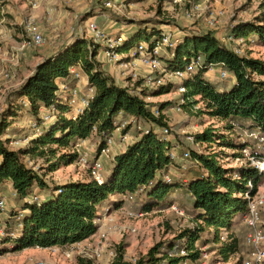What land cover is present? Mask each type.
<instances>
[{
  "label": "trees",
  "instance_id": "16d2710c",
  "mask_svg": "<svg viewBox=\"0 0 264 264\" xmlns=\"http://www.w3.org/2000/svg\"><path fill=\"white\" fill-rule=\"evenodd\" d=\"M167 21H138L117 50L129 52L142 39L154 44L162 35V24ZM232 30L246 42H250L252 35L253 42L264 46V14L257 21L241 22ZM196 31L183 30L176 56L163 58L166 66L175 70L182 68L194 56L203 57L205 67L198 68L180 83L168 82L156 88H143V80H140L137 88L122 86L103 69L98 57L100 46L81 36L37 65L15 92L16 99L0 120V199L6 185L10 184L18 202H21L20 210L13 216L22 214L18 223L22 228L16 237L8 235L13 223L8 220L11 225L7 236L0 241L2 245L12 243L13 246H2L1 249L18 251L75 244L98 231L101 205L112 195L127 197L139 193V211L148 213L154 209L171 208L176 204L173 194L181 189L190 197V202L182 207L192 216V226L182 230L174 240L155 244L136 262L126 259L121 246L111 264H180L185 259L198 260L204 251L199 241L208 232L214 236L208 243L215 245L213 249L224 260L242 250L243 236L239 230L244 226L243 219L249 210L246 193L255 195L264 182V172L251 165L225 167L221 164L220 152L209 148L214 145L226 147L233 150L237 158L245 159L242 150L253 146V142L241 137L243 130L264 132V60L238 54L234 45L225 44L212 32ZM211 63L226 69L229 72L227 79L232 81L228 84L211 79L208 76ZM73 67L83 71L88 77L89 87L94 89L89 106L76 119L70 117L73 110L70 93L61 88L62 85L72 87L78 84V79L71 73ZM174 87L177 90L184 87L185 91L172 109L180 105L181 110L190 116L207 113L223 123V126H206L202 131L191 134L195 144L206 148L183 146V151L189 150L191 154L188 167L170 156L176 144L171 135L163 133L165 128H169L173 134L169 105L146 100L147 97L171 92ZM19 98H24V101L19 102ZM199 103H203L204 108H200ZM50 106L55 108V122L44 121L42 117V109ZM24 111L42 133L35 137L27 136L31 137L28 145L13 148L10 146L11 137L5 136L12 129V120ZM125 119L131 121L122 133L135 127L136 139L114 156L110 175L103 183H99L88 168L89 175L84 179L49 186L45 179L47 174L78 163L80 153L77 149L81 140L89 139L93 133L98 134L99 155L107 138L113 136L118 124ZM35 159L44 161L45 173L31 165V160ZM166 175H170V180ZM36 188L45 190L44 197L38 196ZM109 202L119 207L124 200ZM181 251L185 254L181 255ZM79 264L94 263L79 258Z\"/></svg>",
  "mask_w": 264,
  "mask_h": 264
},
{
  "label": "rangeland",
  "instance_id": "374dc122",
  "mask_svg": "<svg viewBox=\"0 0 264 264\" xmlns=\"http://www.w3.org/2000/svg\"><path fill=\"white\" fill-rule=\"evenodd\" d=\"M107 1L0 0V31L3 34V38L0 41V58H2L0 61H6L12 65V67H7L8 64L4 66L0 62V72L2 71V75L10 80H12L13 74L15 75L12 82L13 87H9L8 90H0V120H2L3 114L9 107L8 105L6 106L5 101L8 99V97L6 98L8 92L14 91L16 87L28 79L35 71L37 65L47 57L46 55L50 51L58 49L65 43L72 42L75 37L79 36L93 41V37L89 31L83 30L80 32V28L85 27L90 20H94L100 28L112 35H117L120 32L127 35L135 28L138 21L156 19L168 20L161 27L172 29L177 34H183V30L191 29L198 30L196 32L209 31L223 37L239 23L257 21L258 17L264 14V0H116L113 8L106 6L105 3ZM194 3L207 6V8H212L216 11L222 10L224 13L218 17L215 26H209L206 22V9H203L204 11L201 15H187ZM27 18H32L39 30L46 37L47 41L43 45L30 44L27 47L23 46L29 40L24 30ZM42 26L46 29L44 30ZM56 32H60L58 36L55 35ZM222 37L221 39H223ZM253 38L252 35L249 37L250 42L229 43L224 40L221 41L225 42V44H232L234 47L242 48L243 54L264 60V46L253 42ZM142 41L147 40L142 39ZM97 45L100 46L99 58L102 60V45ZM109 63L116 66L117 74L119 75H112L114 79H118L119 84H126L124 86H129L130 88H137V82L140 80H143L141 87H148L145 80H147L150 73L152 76H163V82L165 83L182 82L170 75H163L161 70L153 69L139 59L135 61L130 71L126 73L127 75L130 74L129 77L122 73L124 67L120 63ZM101 65L104 67V62L101 61ZM13 67H17L18 69L15 71ZM80 71L84 74L82 70ZM84 76L86 75L84 74ZM208 76H211V79L219 83L229 84L232 81L231 79L220 81L215 71L209 73ZM87 80L88 77H85L81 82H78L82 90V96L88 95V93L94 94V89L91 90L89 85H86ZM15 84L17 85L15 86ZM1 88L4 87L2 86ZM181 97L182 91L174 87L171 92L147 97L146 100L169 105V123L173 132L171 137L175 141V144L177 142L180 143L176 146V151L179 154L185 151L182 149L183 146L185 148H200L204 150L206 146H199L191 142L187 137L202 131L206 126H223V123L218 122L217 119H213L207 113H201L199 116L193 117L184 110L177 111L176 109H172V106L177 104L181 100ZM198 106L204 108L203 103H199ZM55 121L56 116L54 115L51 122ZM12 122V129L5 138L11 137L10 146L13 148L28 145L31 137L27 138V136L35 137L39 134H37L33 127L34 120L25 111L17 115ZM239 134L241 135V133ZM136 135L137 130L135 127L130 129L126 134V138H123L124 134L122 131L116 130L113 134L110 152L108 154L97 155L100 141L98 134L93 133L85 145L80 147V152L85 154L90 160H98L102 163L101 174L105 178L106 173H110L109 168L114 156L133 143ZM209 149L220 152V157H222L221 164L225 167L235 168L250 165L246 159L237 158L236 153H233V150L226 147L220 148L214 145ZM182 163L188 167L191 161L189 159L183 160ZM31 165L39 169L41 173L46 172L44 169L46 165L42 159L31 160ZM173 173H175L174 170ZM177 174L179 175V173ZM88 175L89 171L86 166L74 163L47 174L45 179L48 181L49 186L53 187L57 184H62L64 181L84 179ZM35 190L39 197H44V189L36 188ZM181 193L180 191L175 192L178 197H182ZM257 193L260 197L264 196V182L258 187ZM2 198H4V207L1 209L2 213L0 214V240L2 237L7 236V230L11 225L8 220H12L13 222L10 226L12 227L10 231L14 230L15 227L21 228L20 224H18L20 219L13 216L16 211L20 210L21 202H18L17 196L10 185H6ZM137 203V200L135 202L129 200L125 204L126 209L120 210L117 213H111V209H100V215L97 219L99 224L98 231L89 238L68 246L30 247L14 251L12 249H1L2 245L0 241V264H79V258L92 260L94 264H111L115 259H112L114 254L116 257V251L121 246L125 251L126 259L136 262L139 258L145 256L152 246L159 242L174 240L182 230L193 224V218L185 208H183L185 212H177L171 207L154 209L142 214L138 212V206H135L138 205ZM262 219L264 221V206L262 208ZM245 231V227L242 226L239 234L244 236ZM9 237L11 236L9 235ZM213 237L212 232L204 233L203 238L199 241V245L208 253L205 258L199 261V264H241L246 257L242 253V250L232 255L228 260H224L218 254V251L213 249L215 245L208 243V240ZM96 251L100 255H94V258H90L89 256L95 254ZM68 253L71 255L68 256Z\"/></svg>",
  "mask_w": 264,
  "mask_h": 264
},
{
  "label": "built area",
  "instance_id": "2783aa9c",
  "mask_svg": "<svg viewBox=\"0 0 264 264\" xmlns=\"http://www.w3.org/2000/svg\"><path fill=\"white\" fill-rule=\"evenodd\" d=\"M106 6L109 8H113L116 4V0H108ZM203 9L207 10V24L209 26H215L216 22L218 21V17L222 15L224 12L222 10H214L212 8H207V6H203L198 3H194L191 10L187 13L188 16L193 15H201L203 14ZM24 30L27 34L28 41L24 43V47L27 45L34 44V45H43L47 39L44 34L39 30L38 26L36 25L35 21L32 18H27L24 24ZM83 30L89 31L93 37L94 44H101V55L103 59L109 62H117L120 63L121 66L124 67L123 74L125 75L130 71L132 65L135 63L136 60H140L141 62L149 65L153 69H158L163 72V75H170L174 78L183 81V79L190 76L193 72H195L198 68H204V59L201 55L194 56L191 61L186 63L182 68H177L175 70H170L163 60L164 57L173 58L176 56V47L181 42L182 34H177V32L173 31L172 29H163L161 37L151 44L153 41H140L134 48H132L129 52H119L117 50L118 47L122 46L125 34L120 32L117 35L109 34L104 29L100 28L99 25L94 21L90 20L87 22L85 27L80 28V32ZM222 41H227L229 43L235 42H245V39L242 37H237L236 33L233 32L231 29L222 37ZM95 44V45H96ZM238 54H243L242 48L234 47ZM216 72L217 78L219 79H227L229 78V72L220 67L218 64L211 63L208 66V75L209 73ZM72 75L78 79V82L83 80L85 77L84 74L81 73L80 69L77 67L71 68ZM127 75V74H126ZM128 77L130 74L127 75ZM148 87L156 88L165 82L163 76H152L150 73L145 80ZM86 85H89V82H86ZM61 88L69 92L70 96V104L73 106V110L70 114L72 119H76L80 114H82L89 106L90 99L93 97V94L84 95L82 96V90L79 84L67 87L66 85H62ZM92 90L93 88L90 87ZM179 90L182 92L185 91L184 87H180ZM174 109L177 111L181 110L180 105L176 106ZM55 112V108L50 106L49 108L42 109V117L44 121L52 120L53 113ZM158 113V110H155ZM120 117H122V113H120ZM131 120L125 119L118 124L116 130L122 131L127 125L130 123ZM33 127L36 130L38 136L42 133L41 128L37 125V123H33ZM140 128V126H137ZM128 133V132H127ZM124 134L123 138H126V134ZM166 135L170 134V129L165 128L163 131ZM243 138H248L253 142V146L245 147L242 151L245 156L247 162L256 168L260 172H264V132L244 129ZM191 142H195V138L193 135H189L187 137ZM86 140H81L78 143V152L80 153V158L78 163L90 168L92 175L98 180L99 183H103L104 177L101 174V170L103 168L102 163L98 160H90L85 154L80 152V147L85 145ZM113 143V136L107 138L106 146L102 149L101 154H108L110 152L111 144ZM175 145L174 149L170 152V156L173 160L182 162L183 160H188L190 158V151L185 150L182 154H179L176 151ZM254 147V148H253ZM184 167H186L184 165ZM166 179L170 180V175H166ZM252 186V182L249 183ZM61 191V190H59ZM258 191V190H257ZM139 193L131 194L128 196L130 200H134ZM246 198L249 201V210L243 219V225L245 227V234L243 236V248L242 253L246 256L241 264H264V226H263V219H262V208L264 206V196H259L256 192L255 195L250 193H246ZM4 207V198L0 199V208L3 209ZM173 209L177 212H183L179 209L178 206L173 205ZM22 214L17 216L20 219ZM22 227V225H20ZM11 237H16L17 232L12 230L8 233ZM225 238L224 236L222 237ZM204 250V249H203ZM185 251H181V255H184ZM71 254L68 253V256ZM95 256H99L100 253L98 251L95 254H91L89 257L94 258ZM172 255V254H171ZM178 255V254H176ZM208 255L206 251L202 252V256L198 260L192 259H185L180 264H199V261L202 258H205ZM115 258V254L112 259ZM162 264H168L163 262Z\"/></svg>",
  "mask_w": 264,
  "mask_h": 264
},
{
  "label": "crops",
  "instance_id": "0c3cea01",
  "mask_svg": "<svg viewBox=\"0 0 264 264\" xmlns=\"http://www.w3.org/2000/svg\"><path fill=\"white\" fill-rule=\"evenodd\" d=\"M42 28L45 30L46 28L44 27V26H42ZM12 29V28H11ZM163 29H164V27H163ZM15 33V32H14ZM59 33L60 32H56L55 33V35L56 36H58L59 35ZM16 34V33H15ZM3 34H1V31H0V41L2 40V38H3V36H2ZM10 35H11V33H10ZM217 36V35H216ZM217 37H219L220 38V40H222L221 39V35H219V36H217ZM67 43H65L63 46H61V47H59L58 49H55V50H53V51H50V53L49 54H47L46 56L47 57H49V56H51L52 54H54L55 52H57V51H59L61 48H63L65 45H66ZM25 54V53H24ZM100 55H98V57H99ZM0 59H2V58H0ZM100 59V58H99ZM101 59L102 60H100V61H102V62H104V64H105V66L103 67V69L104 70H106V72L108 73V74H110L111 76L112 75H117V76H119L118 74H117V70H116V66L115 65H113L112 63H109L107 60H104L103 59V57H102V55H101ZM1 63H3L4 64V66L5 65H7L8 63L6 62V61H4V62H2V60L0 61ZM7 67H12V65L9 63L8 65H7ZM14 69L13 70H17L18 68L17 67H13ZM2 72V71H1ZM0 72V87H4V88H1L0 90H8L9 89V87H13V79H14V77H15V75L13 74V76H12V80H10V79H7L5 76H3L2 75V73ZM9 76V75H8ZM119 78V77H118ZM121 79V78H120ZM121 80H123V79H121ZM26 81V80H25ZM24 81V82H25ZM88 81V80H87ZM116 81H117V83H118V79H116ZM23 82V83H24ZM81 82V81H80ZM23 83H21L18 87H16V89L14 90V91H10V92H8V94H7V96H6V98L8 97V99H6L5 101H6V106L8 105V106H10L11 104H12V101H14L15 99H16V96H15V92L22 86V84ZM119 84V83H118ZM17 84H15V86H16ZM120 85H122V86H124V85H126V84H120ZM2 101H4V100H2ZM19 102H23L24 101V98H19V100H18ZM88 140V139H87ZM110 166H112V164L110 165ZM109 169H111V167L109 168ZM110 172H111V170H110ZM109 175H110V173L108 172V173H106V175H105V178H104V180H106L108 177H109ZM69 181H74V180H69ZM64 182H67V181H64ZM63 182V183H64ZM7 185H10V184H7ZM12 188V187H11ZM177 191H180V192H182L181 194H182V197H178V196H176V194L174 193L173 195L175 196V198H176V204H174V205H176V206H178L179 207V209L180 210H182L183 212H185L184 211V209H183V204H188L189 202H190V197L188 196V194L186 193V192H184V191H182L181 189H178ZM177 191H175V192H177ZM183 195H184V197H183ZM123 197V198H122ZM117 200H124V203L121 205V206H119V207H116V206H114L113 204H111L109 201H117ZM130 199L128 198V196L127 197H125V195L124 196H121V194H115V195H112L111 196V198L107 201V202H105V203H103L102 205H101V209L102 210H106V209H111L110 211H111V213H117V212H119L120 210H122L123 211V209H126V207H125V204L129 201ZM137 200V197L134 199V200H130L131 202H135ZM138 204V203H137ZM139 205V204H138ZM138 205H135V206H138ZM137 209H138V212L139 213H142L143 214V212H141V211H139V206L137 207ZM100 213V212H99ZM22 228V227H21ZM14 231L15 232H19L20 231V229H19V227H15V229H14ZM18 234V233H17ZM2 245V244H1ZM3 247H8V248H11L12 246H13V244L12 243H8V244H4V245H2Z\"/></svg>",
  "mask_w": 264,
  "mask_h": 264
}]
</instances>
